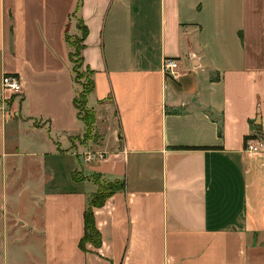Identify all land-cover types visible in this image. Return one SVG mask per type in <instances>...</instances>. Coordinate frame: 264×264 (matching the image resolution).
Instances as JSON below:
<instances>
[{"label": "crops", "instance_id": "obj_1", "mask_svg": "<svg viewBox=\"0 0 264 264\" xmlns=\"http://www.w3.org/2000/svg\"><path fill=\"white\" fill-rule=\"evenodd\" d=\"M80 27L88 132L68 59ZM7 74L21 90L5 99L0 156L40 181L28 264H264V152L242 151L264 138V0H0ZM114 182L93 210L100 245L81 251L83 213Z\"/></svg>", "mask_w": 264, "mask_h": 264}, {"label": "rangeland", "instance_id": "obj_2", "mask_svg": "<svg viewBox=\"0 0 264 264\" xmlns=\"http://www.w3.org/2000/svg\"><path fill=\"white\" fill-rule=\"evenodd\" d=\"M72 61L73 64L71 67H73L75 71L73 78L75 84L78 86V92L75 96V101L77 103L76 107L80 109L79 95L83 89L89 88V80L87 78L88 74L85 72V70L80 69L81 65L77 57H73ZM12 97L14 96H10L7 93L2 92L0 104L4 102L6 107H3L2 105L0 106V120H2L3 117L4 119L8 120L9 117L7 118V115L10 116V113H8L9 109L7 106L9 104L5 102V99L9 101V99L11 100ZM80 116L89 122L87 119L88 116L85 114V112H80ZM7 120L4 122L5 124L7 123ZM5 132H8V127H6ZM87 134L88 133H85L84 136H87ZM256 136L264 140L261 135L258 134ZM0 141L2 143L1 139ZM2 149L3 144L0 145V152ZM11 162L12 159L10 157L0 156V264H28L30 258L28 256V259L26 260V255L24 258V254L22 252L24 249L23 237L26 234L25 230L27 229V227L24 226L23 221L26 217L33 218L34 214H30V211L27 209L26 195L29 196L33 188L36 190L37 183L40 181L38 179L36 182H34L38 178H33V175H37V171L31 166L33 163L28 161H25L22 164V173L20 172L21 174H18L19 176L14 173L12 177L10 175L12 173L11 169H13ZM13 179H18L17 182L21 181V183L27 182L29 185V191H27L26 194L23 193V195L20 196V194L17 192L18 190L15 187V184H13L15 182Z\"/></svg>", "mask_w": 264, "mask_h": 264}, {"label": "trees", "instance_id": "obj_3", "mask_svg": "<svg viewBox=\"0 0 264 264\" xmlns=\"http://www.w3.org/2000/svg\"><path fill=\"white\" fill-rule=\"evenodd\" d=\"M81 37L79 40H75L73 43H71V47L73 48V52L69 53L68 59L71 64H73V57H77L80 65L81 60L78 57V51H79V44L81 39L85 36L86 30L84 27H80ZM74 46V47H73ZM72 73L75 74L74 68L71 67ZM87 74H89V71L85 70ZM89 80V79H88ZM89 88L83 89L79 95L80 97V109L76 107L77 103L75 101V97L72 100L73 107L76 110L77 117L81 121H83L86 131L88 132L90 128V124L92 123V115L85 109V94L91 89L92 83L89 80ZM80 112H85L87 114V119L82 118L80 116ZM122 187V184L120 182H114V183H108V184H102L97 187V190L95 194L90 199L86 211L83 213V235L81 239L78 242V247L81 251H85V245H90L93 248H98L100 245V236L99 232L97 231L95 227L94 217H93V210L96 208H99L103 205L105 200L109 198L114 192L120 190Z\"/></svg>", "mask_w": 264, "mask_h": 264}, {"label": "built area", "instance_id": "obj_4", "mask_svg": "<svg viewBox=\"0 0 264 264\" xmlns=\"http://www.w3.org/2000/svg\"><path fill=\"white\" fill-rule=\"evenodd\" d=\"M178 62L173 58H165L161 62V71L167 78L174 79L177 75ZM0 89L8 95H18L21 90V85L16 75H3L0 79ZM243 153L249 157L260 156L264 152V140L258 136L246 138L243 142ZM101 159V157H98Z\"/></svg>", "mask_w": 264, "mask_h": 264}]
</instances>
